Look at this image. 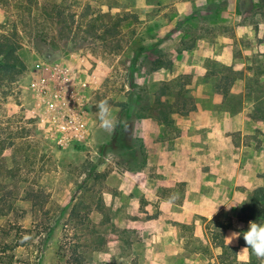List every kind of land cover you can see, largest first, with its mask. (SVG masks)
<instances>
[{
    "label": "rangeland",
    "instance_id": "rangeland-1",
    "mask_svg": "<svg viewBox=\"0 0 264 264\" xmlns=\"http://www.w3.org/2000/svg\"><path fill=\"white\" fill-rule=\"evenodd\" d=\"M21 1L0 0V36L18 42L26 65L0 85V252L21 244L8 252L16 255L12 264H217L222 250L214 242L207 260L193 252L194 240L165 246L166 234H175L148 222L143 197L140 207L132 204L143 194L125 176L144 157L139 119L131 140L116 131L137 115L168 123L174 111L196 108L195 82L214 86L221 77L246 76L247 101L264 112V101H253L264 95L260 55L245 52L247 66L231 61L244 59L241 49L262 47L264 0H23L32 17L51 18L28 26ZM38 33L48 35L46 43ZM140 45L146 51L137 56ZM211 48L217 59L207 58ZM160 57L166 66L151 71ZM198 57L206 58L205 76L192 70ZM103 100L116 117L112 130L96 115ZM240 101L233 95L217 107ZM184 233L190 237L192 226Z\"/></svg>",
    "mask_w": 264,
    "mask_h": 264
},
{
    "label": "crops",
    "instance_id": "crops-1",
    "mask_svg": "<svg viewBox=\"0 0 264 264\" xmlns=\"http://www.w3.org/2000/svg\"><path fill=\"white\" fill-rule=\"evenodd\" d=\"M261 28L263 31L264 24ZM217 50L211 48L207 58L217 59ZM245 52L259 54L264 65V42L262 47L241 49L244 59L239 54V57L232 56L231 61L247 66L249 62L245 60ZM205 59L196 58L192 68L194 71L202 68L203 76L208 73ZM261 82L264 83V79ZM195 84L198 92L194 95L196 108L193 110L172 113L168 123H158L153 118L136 122L144 140L145 164L143 169L125 175L129 177L130 185L143 192L141 196H133L132 204L140 207L143 197L148 205L145 209L152 217L148 222H155L156 228L164 225L175 234V240H170L173 237L166 234L165 246H179L185 240L196 243L206 238L209 240L208 230L200 219L212 223L215 230L218 217L227 214L232 218L233 229L224 233V243L238 247L233 264H249L250 253L246 247L240 246V236L234 239L228 237L234 232L239 233L243 226L238 220L241 205L254 190L264 188V112L255 110L252 108L254 102L250 104L247 101L250 95L246 76L232 82L226 96L205 89L207 86L214 87L209 81ZM233 95L240 96L241 105L238 108L217 107L218 103ZM253 101H264V95ZM173 194L177 196L175 202L164 203ZM188 225L193 228L190 237L184 233ZM157 234L158 238L163 236L160 231ZM195 253L200 260L208 259L207 254ZM220 255L222 253H218ZM218 256L214 262L220 264Z\"/></svg>",
    "mask_w": 264,
    "mask_h": 264
},
{
    "label": "trees",
    "instance_id": "trees-1",
    "mask_svg": "<svg viewBox=\"0 0 264 264\" xmlns=\"http://www.w3.org/2000/svg\"><path fill=\"white\" fill-rule=\"evenodd\" d=\"M21 2H19V7H21L23 11H26L29 14V20H22L25 26L37 22L44 23L45 25L50 24L49 19L51 18L45 12H41L38 17H32L34 8L29 6L28 3H26L23 0ZM53 7L55 8V5ZM44 9L47 10V7H45ZM120 20H122V18ZM36 36L39 38V41L41 42L46 43L48 40V35L46 34L38 33L36 34ZM18 50H19V44L11 35L3 34L2 36H0V85H2L5 82L13 83L16 80V78L22 75L26 70V65L24 61L21 59V57L18 55ZM136 51H137L136 55L139 56L140 54L146 51V48L145 46L140 45L136 48ZM165 66L166 64L160 57L155 61H152L151 71H157ZM223 79H225V77H221V80L219 81V83L214 85V88L216 89L217 93L224 94L226 96L230 92L232 82L223 83ZM177 112L183 113L182 111H174L173 113H177ZM142 118H147V117L146 115H137L135 116V120H132L127 117L126 118L128 121L127 124L126 125L120 124L116 132L121 134V136H124L126 140L128 139L131 140L134 131L133 130L134 122ZM142 150H143V146H142ZM143 155L144 152H142L141 156ZM133 158L137 159V156L133 155ZM139 164L140 165H138L137 168L132 167L130 168V170L136 171L143 169L145 164V157L142 158L141 163ZM28 198L29 200L32 201L34 200L33 196H28ZM222 215H225V218L223 221L218 220L215 230L214 229L211 230L210 228H207L208 233L213 236L211 238L212 241L210 240V238H209L210 241L207 238L204 240H200L198 242L199 245L195 247L194 252L199 251L201 253L208 254V251L210 247H213V242H214L215 243L214 247H218L222 250V255L218 256L219 263L233 264L234 262H236L238 247H231L226 245L224 242H222V239L225 236L224 233L233 229V221L232 218L229 217L227 214H222ZM259 219L264 220V188H258L254 190L249 195L248 199L241 205L238 215V220L243 224V228L240 229V232L247 230L250 221H257ZM220 239H221L220 243H216V241ZM20 246L21 244L18 243L14 245L10 243H6L3 247V250L0 252V264H12L13 262H15L16 259L15 253L9 255L8 252H14V250H16ZM240 246L247 247L246 242L244 241L242 236H240ZM248 250L251 257L249 264H261L262 262H264V258L257 257L250 251V249ZM227 256H231L233 261H229L226 258ZM77 263L81 264V261H78ZM22 264H32V263L23 262Z\"/></svg>",
    "mask_w": 264,
    "mask_h": 264
},
{
    "label": "clouds",
    "instance_id": "clouds-1",
    "mask_svg": "<svg viewBox=\"0 0 264 264\" xmlns=\"http://www.w3.org/2000/svg\"><path fill=\"white\" fill-rule=\"evenodd\" d=\"M97 118L100 122V127L105 130H112L116 126V117L113 115V110L107 100L98 102ZM177 196L171 195L164 201L166 204H173ZM233 207H226L232 209ZM242 236L250 251L257 257L264 258V220L250 221L246 231L232 233L228 239H234Z\"/></svg>",
    "mask_w": 264,
    "mask_h": 264
}]
</instances>
